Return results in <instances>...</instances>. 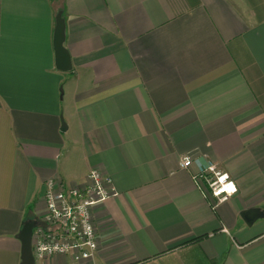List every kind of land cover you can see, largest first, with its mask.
<instances>
[{"label": "crops", "instance_id": "1", "mask_svg": "<svg viewBox=\"0 0 264 264\" xmlns=\"http://www.w3.org/2000/svg\"><path fill=\"white\" fill-rule=\"evenodd\" d=\"M184 156L237 193L213 207ZM92 171L116 189L97 254L36 264H264V0H0V264H21L47 182Z\"/></svg>", "mask_w": 264, "mask_h": 264}, {"label": "built area", "instance_id": "2", "mask_svg": "<svg viewBox=\"0 0 264 264\" xmlns=\"http://www.w3.org/2000/svg\"><path fill=\"white\" fill-rule=\"evenodd\" d=\"M181 168L190 171L195 183L212 198V206L227 202L237 193V187L227 172L212 163L184 156ZM231 182V183H230ZM236 191L232 193V184ZM214 190L219 195H213ZM231 193V194H229ZM116 196L111 177L92 171L84 186L66 189L49 181L46 184V213L37 223L33 236L36 261H46L57 255H71L75 262L91 260L99 249L98 232L92 211L109 198Z\"/></svg>", "mask_w": 264, "mask_h": 264}, {"label": "water", "instance_id": "3", "mask_svg": "<svg viewBox=\"0 0 264 264\" xmlns=\"http://www.w3.org/2000/svg\"><path fill=\"white\" fill-rule=\"evenodd\" d=\"M66 41V21L63 16V10H60L56 16V27L53 38V47L55 55V66L60 72H70L73 69L71 55L65 47ZM65 122L62 130H66ZM37 223L27 221L19 233V239L22 243L21 264H36V259L33 254V236Z\"/></svg>", "mask_w": 264, "mask_h": 264}, {"label": "clouds", "instance_id": "4", "mask_svg": "<svg viewBox=\"0 0 264 264\" xmlns=\"http://www.w3.org/2000/svg\"><path fill=\"white\" fill-rule=\"evenodd\" d=\"M231 183V182H230ZM236 191V188H235V185H234V183L232 184V193H234ZM220 193H218V192H216L215 190H214V192H213V195H219ZM229 194H231V193H229Z\"/></svg>", "mask_w": 264, "mask_h": 264}]
</instances>
